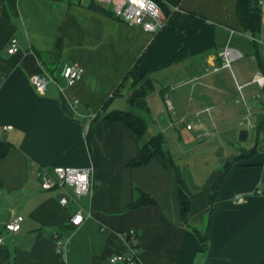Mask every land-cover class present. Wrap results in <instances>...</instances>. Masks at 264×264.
<instances>
[{
  "label": "crops",
  "instance_id": "obj_1",
  "mask_svg": "<svg viewBox=\"0 0 264 264\" xmlns=\"http://www.w3.org/2000/svg\"><path fill=\"white\" fill-rule=\"evenodd\" d=\"M92 1L0 0V146L8 147L0 157V264H112L110 257L126 250L119 233L129 229L139 236L137 264H264V131H256L264 120V86L255 83L264 75V0H257L262 26L255 37L240 22L239 0H158L168 25L157 35L117 18L110 6L102 5L108 13L92 9ZM232 31L237 47L248 42L253 48L252 66L241 64L233 74L237 89L247 91L244 103L225 83L229 68L214 71ZM13 37L20 50L9 54ZM183 48L187 56L176 60ZM137 62L154 83L148 113L138 110L146 137L191 125L200 140L217 130L228 134L237 123L257 135L256 153L236 161L240 154L230 151L209 171L199 155L174 156V138L164 135L165 149L185 168L186 220L177 170L157 159L130 166L140 140L125 124L103 119L131 109L130 84L120 95L115 91ZM63 65H77L82 79L69 86L57 74L38 94L31 77L49 73L48 67L60 73ZM57 166L94 168L92 192L80 200L91 215L79 227L69 222L74 207L41 188L40 172ZM142 192L155 204L133 207ZM239 194L242 203L235 201ZM17 216L21 229L7 231ZM58 241L66 244L61 255Z\"/></svg>",
  "mask_w": 264,
  "mask_h": 264
},
{
  "label": "built area",
  "instance_id": "obj_2",
  "mask_svg": "<svg viewBox=\"0 0 264 264\" xmlns=\"http://www.w3.org/2000/svg\"><path fill=\"white\" fill-rule=\"evenodd\" d=\"M96 2L104 6L109 5L117 18L138 26L153 35L159 34L168 25V17L156 0H96ZM234 34V31L230 33L226 47L219 54L220 64L214 68V71L231 68L232 63L242 56L237 48L232 47ZM19 50V40L15 37L11 38L8 43V53L16 54ZM62 77L65 79L67 85L72 86L82 79L83 72L77 65H66ZM31 81L38 94L44 95L48 90L49 84L54 79L47 72H42L34 74L31 77ZM255 83L264 86V75L258 74L255 78ZM209 110L210 108L207 109V111ZM187 128L191 129L192 126L188 125ZM5 129L10 130L11 127L7 126ZM93 173V167L74 168L57 166L43 169L39 174L43 190L57 191L59 193V203L63 207H74V211L69 218L70 224L74 227H79L84 222L85 217L91 215L81 205L80 200L92 192ZM235 201L242 203L244 202V197L240 194L236 195ZM22 221L23 217L17 216L5 224V229L9 232L17 233L21 229ZM119 235L126 244V250L112 255L109 259L110 262L112 264H137L140 260V247L138 245L139 236L136 230H125L120 232ZM3 241V238L0 237V243H3ZM65 251L66 244L58 241V254L61 255Z\"/></svg>",
  "mask_w": 264,
  "mask_h": 264
},
{
  "label": "trees",
  "instance_id": "obj_3",
  "mask_svg": "<svg viewBox=\"0 0 264 264\" xmlns=\"http://www.w3.org/2000/svg\"><path fill=\"white\" fill-rule=\"evenodd\" d=\"M165 12L163 4L156 0ZM91 8L101 12L108 13V11L95 0L91 2ZM166 14V12H165ZM168 17V15L166 14ZM238 16L244 29L249 32L253 37L258 35L261 31L262 26V13L261 8L258 5L257 0H239L238 2ZM58 51L62 50L63 44L62 40L58 41ZM41 58V56L38 54ZM187 56L186 48L181 49L176 54V60ZM130 84L132 93L128 99L129 104L132 109H139L148 113L149 109L147 107L146 98L150 91L154 88L153 79L151 73L148 69L142 67L139 62H137L125 75L120 85L115 91V95H120L124 87ZM114 110L107 113L103 119L109 121H118L125 124L132 132L133 135L138 137L141 142L140 155L129 162L130 166L138 167L149 163L150 161L157 159L159 160L165 168H174L178 172V184H179V199L180 208L183 219H187L188 213L190 211V199L189 193L184 185V181L178 167L171 153L165 149V137L162 133H158L146 139L147 133V122L146 118L134 110ZM257 133L260 134L264 131V120H261L257 124ZM8 152V147L0 146V157H4ZM249 152V153H248ZM247 153H241L236 161H241L244 157H250L257 152V147L252 148ZM231 164L225 169L223 176L216 182L214 192L212 195L213 200L216 197L217 191L220 188L225 176L228 173V169ZM144 204H155V201L149 197L146 193H140L139 198L132 205L133 207H140Z\"/></svg>",
  "mask_w": 264,
  "mask_h": 264
},
{
  "label": "rangeland",
  "instance_id": "obj_4",
  "mask_svg": "<svg viewBox=\"0 0 264 264\" xmlns=\"http://www.w3.org/2000/svg\"><path fill=\"white\" fill-rule=\"evenodd\" d=\"M105 6H109V5H105ZM246 44L242 42L237 47V45L235 44V39L232 41V47L236 46V48L241 52L242 56L239 59L235 60L232 63L231 68L228 69L231 77L227 78L225 82L228 84L229 86L228 88H230V91L232 92L234 97L235 96L238 97L242 101V103L245 102L244 99L246 97L245 94L247 91L246 90L242 91L241 89H237V82L238 83L240 82L237 78H234L233 74L236 75V70L239 68L241 64H243V66H248L250 68L252 66V62H254L250 55L251 51H253V48L251 47L250 43L247 42ZM48 69H49L48 74L53 79H55L54 76L58 77L57 74H60L59 71L58 73L52 72V74H50L51 73L50 67H48ZM52 83H54V81ZM116 100H117L116 103H118L120 107H122L121 106L122 99L117 98ZM132 110L141 114L138 111L139 109H132ZM245 112H246V109H245ZM161 128L159 127L158 129H161ZM233 128L234 129L228 134H224L223 130H217V132H215L216 135L210 136V137L205 136L200 140L194 139V135H195L194 133H196L197 131L195 129L194 130L188 129L187 126H185L184 129L168 128V130H166L168 131L166 132L167 134L164 133V135L167 137L168 135L172 134L174 138V141H175L173 142V144L175 143L174 150L171 152L174 156L184 155V153H189L190 155H199V157L202 158V162L200 161V164L203 166V169L209 171L212 167L214 160L219 157H223L225 153L232 151L233 153L238 152L239 154H241V153H244L245 150L249 151L250 148H252L255 145L256 140H257L256 132H254L253 130H250L247 124L244 126V125H240V123H237ZM245 128H248L247 129L249 133L248 138H247L248 140L242 142L239 139V134H240V131ZM217 133H219V135ZM146 139H149V137H146ZM189 139L190 140L194 139L195 141L192 140L191 142L192 144L188 145L187 147L184 144ZM176 163L181 165V167L180 168L178 167V169L182 175V178L184 179L183 171H185V168L182 166L183 162L177 161ZM83 202H86V200L83 199L81 203Z\"/></svg>",
  "mask_w": 264,
  "mask_h": 264
},
{
  "label": "water",
  "instance_id": "obj_5",
  "mask_svg": "<svg viewBox=\"0 0 264 264\" xmlns=\"http://www.w3.org/2000/svg\"><path fill=\"white\" fill-rule=\"evenodd\" d=\"M65 66H66V65H63L62 68H61V71H60V74H61V75H62L63 72H64ZM247 138H248V130H246V129H242V130L240 131V134H239V139H240V141H242V142L247 141Z\"/></svg>",
  "mask_w": 264,
  "mask_h": 264
}]
</instances>
